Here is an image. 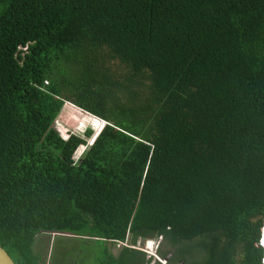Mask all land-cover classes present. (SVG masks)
Returning a JSON list of instances; mask_svg holds the SVG:
<instances>
[{
    "label": "trees",
    "instance_id": "1",
    "mask_svg": "<svg viewBox=\"0 0 264 264\" xmlns=\"http://www.w3.org/2000/svg\"><path fill=\"white\" fill-rule=\"evenodd\" d=\"M47 233V264H262L264 0H0V246Z\"/></svg>",
    "mask_w": 264,
    "mask_h": 264
},
{
    "label": "rangeland",
    "instance_id": "2",
    "mask_svg": "<svg viewBox=\"0 0 264 264\" xmlns=\"http://www.w3.org/2000/svg\"><path fill=\"white\" fill-rule=\"evenodd\" d=\"M102 126H103V122H101L100 120L95 119L94 117L82 112L81 110L67 103L63 104L58 116L56 117L53 123V127L55 128V130L61 133V135L64 137H66L67 134H71V133L76 134V135H81V133L85 129H90L92 131V134L95 135L96 131H98ZM83 149L84 147L80 146L75 151L73 158L76 159L81 154ZM55 235L57 234L47 233V234H43V235L36 237V239L34 240L33 249L34 251L41 252V257L43 259L41 260L44 261L45 264H47L48 259H49V256H48V254L50 253L49 241L53 240ZM261 238H262V235L259 238L258 244H260ZM40 241L43 243V246H42L43 248L38 246V243ZM47 243H48V248H47ZM154 246L155 244H152L151 248L153 249ZM119 247L120 245L119 246L118 245L109 246L112 254H115L116 251L119 249ZM135 248L143 252L146 257H151V259L158 261L160 264L162 263L164 264V261L159 260L157 256L156 257L150 256L152 255L151 253H153L152 249H150L149 247L148 248L145 247L143 240H138ZM53 250H55V248ZM75 252H79V251L76 250ZM262 264H264V260H262Z\"/></svg>",
    "mask_w": 264,
    "mask_h": 264
},
{
    "label": "water",
    "instance_id": "3",
    "mask_svg": "<svg viewBox=\"0 0 264 264\" xmlns=\"http://www.w3.org/2000/svg\"><path fill=\"white\" fill-rule=\"evenodd\" d=\"M146 247H150V243L148 241L144 242ZM167 257L163 260L164 263L166 262ZM0 264H14L11 258L7 255V253L1 248L0 246Z\"/></svg>",
    "mask_w": 264,
    "mask_h": 264
},
{
    "label": "clouds",
    "instance_id": "4",
    "mask_svg": "<svg viewBox=\"0 0 264 264\" xmlns=\"http://www.w3.org/2000/svg\"><path fill=\"white\" fill-rule=\"evenodd\" d=\"M261 240H262V238H261ZM260 240V244H258L261 248H262V251H263V256H264V242H263V244H262V241ZM146 241H148V242H151V241H153V240H146ZM146 241H144V242H146ZM258 243H259V241H258ZM263 258V257H262Z\"/></svg>",
    "mask_w": 264,
    "mask_h": 264
},
{
    "label": "built area",
    "instance_id": "5",
    "mask_svg": "<svg viewBox=\"0 0 264 264\" xmlns=\"http://www.w3.org/2000/svg\"><path fill=\"white\" fill-rule=\"evenodd\" d=\"M151 242H153V243H151ZM151 242H149V243H150V247H149L150 249H152L151 246H152V244H154V241H151ZM262 244H263V242H262ZM145 247H146V246H145ZM147 248H148V247H147ZM153 249H154V248H153ZM153 249H152V252H153V253H151L152 255H150V256H154V257H156V256L154 255V251H153ZM262 260H264V258H263ZM262 260H261V262H262ZM162 264H163V263H162Z\"/></svg>",
    "mask_w": 264,
    "mask_h": 264
}]
</instances>
